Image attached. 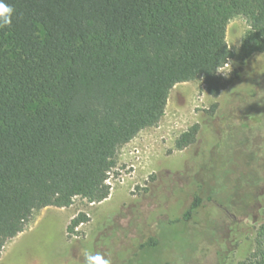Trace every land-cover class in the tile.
<instances>
[{
    "label": "trees",
    "instance_id": "trees-1",
    "mask_svg": "<svg viewBox=\"0 0 264 264\" xmlns=\"http://www.w3.org/2000/svg\"><path fill=\"white\" fill-rule=\"evenodd\" d=\"M7 3L15 13L0 28V259L36 211L69 208L78 197L107 200L120 149L160 124L175 86L202 79L218 98L231 85L220 70L235 57L226 39L233 18L250 26L243 57L264 54V0ZM194 142L189 132L176 147ZM215 189L197 196L178 222L160 220L159 231L162 222L204 228L203 210L221 206ZM89 221L79 213L68 234ZM159 239L140 251L154 253ZM152 253L143 260L154 262ZM238 264H264V224L254 252Z\"/></svg>",
    "mask_w": 264,
    "mask_h": 264
},
{
    "label": "rangeland",
    "instance_id": "rangeland-1",
    "mask_svg": "<svg viewBox=\"0 0 264 264\" xmlns=\"http://www.w3.org/2000/svg\"><path fill=\"white\" fill-rule=\"evenodd\" d=\"M249 30L241 16L228 23L235 57L220 74L233 82L218 98L206 93L202 79L175 86L160 124L120 149L108 179L110 197L101 203L78 197L69 208L36 211L5 246L0 264H83L86 250L111 264L138 257L137 264H149L143 258L152 252L140 250L159 238L151 264H238L249 258L264 224V54L243 57ZM189 132L195 142L179 150L176 141ZM209 186L221 206L203 210L204 228L162 222L159 231L160 220L178 222ZM79 213L90 221L69 235Z\"/></svg>",
    "mask_w": 264,
    "mask_h": 264
},
{
    "label": "clouds",
    "instance_id": "clouds-1",
    "mask_svg": "<svg viewBox=\"0 0 264 264\" xmlns=\"http://www.w3.org/2000/svg\"><path fill=\"white\" fill-rule=\"evenodd\" d=\"M15 9L7 3V0H0V28L11 26ZM83 264H111V260L100 252L84 251Z\"/></svg>",
    "mask_w": 264,
    "mask_h": 264
}]
</instances>
